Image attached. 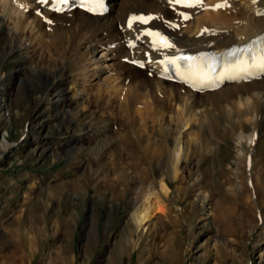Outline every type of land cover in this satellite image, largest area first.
Listing matches in <instances>:
<instances>
[{
    "label": "rangeland",
    "instance_id": "374dc122",
    "mask_svg": "<svg viewBox=\"0 0 264 264\" xmlns=\"http://www.w3.org/2000/svg\"><path fill=\"white\" fill-rule=\"evenodd\" d=\"M28 54L0 58V264H264V182L249 183L264 180V121L252 172L235 139L207 152L185 136L176 176L164 121L111 116L96 90L63 107L61 69ZM162 179L166 212L140 231L132 215Z\"/></svg>",
    "mask_w": 264,
    "mask_h": 264
},
{
    "label": "bare ground",
    "instance_id": "6f19581e",
    "mask_svg": "<svg viewBox=\"0 0 264 264\" xmlns=\"http://www.w3.org/2000/svg\"><path fill=\"white\" fill-rule=\"evenodd\" d=\"M223 2L205 0V10L183 8L169 0H107L108 12L91 16L79 8L71 9L72 2L57 12L52 10V0L47 4L0 0V58H28L29 51L38 48L45 62L41 68L61 69L49 96L62 98L63 107L94 95L96 90L108 98L111 116L124 110L132 115H151L161 124L164 121L158 129L161 135L178 137L174 149L169 150L176 176L186 157L185 136L196 145L205 144L207 152L214 151L226 136L235 139L238 170L249 165L252 172L260 163L257 144L264 121V73L252 82L228 79L206 92L163 78L167 60L181 53L219 57L252 44L264 34V0H227L229 7L212 10ZM180 13L190 18L185 20ZM133 16L153 19L129 26ZM146 32H159L174 46L159 47ZM42 104L41 99L30 113ZM155 136L153 133L152 138ZM251 176L249 183L256 193V184L264 180L258 175L256 183ZM169 194L165 179L158 191L145 194L132 215L140 231L166 212L161 196Z\"/></svg>",
    "mask_w": 264,
    "mask_h": 264
},
{
    "label": "snow or ice",
    "instance_id": "6c2138e0",
    "mask_svg": "<svg viewBox=\"0 0 264 264\" xmlns=\"http://www.w3.org/2000/svg\"><path fill=\"white\" fill-rule=\"evenodd\" d=\"M40 4H47L48 0H37ZM255 3V0H253ZM53 11L60 12L63 10L62 6H66L69 3V0H52ZM170 4L179 5L183 8H204L206 9L205 0H169ZM82 6L86 8L89 12H94L96 14H101L104 10V0H81ZM23 7V5H20ZM227 0H224L223 3H217L213 6L212 10H219L221 8L229 7ZM39 15V13H37ZM183 19L187 20L190 17L184 13H180ZM153 17H137L133 16L129 21V26L133 23L139 21L140 23L147 24ZM52 23V21H48ZM175 27V25H173ZM204 31H208L204 29ZM148 36L154 38V42L157 43L159 47L172 48L174 45L171 44L167 38L162 36L159 32H146ZM254 45H258L253 48L252 45L246 46L244 48H235L229 55L237 57L236 61L233 62V66L227 70V74L230 76L232 73H242L246 77H252L254 72L264 73V37H260L258 41L253 42ZM247 56L248 59H243L242 57ZM203 59V58H199ZM178 60H183L187 63L188 69L186 74L192 80L199 83H208L210 82L211 77V68L207 66H202L199 64L193 63V58L190 56H180L179 58L173 57L167 60L168 64L177 65ZM207 67V70L205 68Z\"/></svg>",
    "mask_w": 264,
    "mask_h": 264
}]
</instances>
